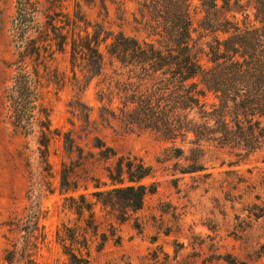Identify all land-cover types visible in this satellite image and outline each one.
I'll list each match as a JSON object with an SVG mask.
<instances>
[{
    "label": "trees",
    "instance_id": "1",
    "mask_svg": "<svg viewBox=\"0 0 264 264\" xmlns=\"http://www.w3.org/2000/svg\"><path fill=\"white\" fill-rule=\"evenodd\" d=\"M64 1L47 0L44 6L36 0H13L11 58L4 61L0 105L12 130L36 136L44 169H49V144L54 136H62L67 157L76 153V159L61 163V192L86 190L88 182H93L89 196L79 193L64 198V207L76 218L72 224L61 222L55 231V242L66 257L63 264H88L92 238L99 234L102 247L116 234L112 223L109 234L99 233L96 208L121 224L134 216L156 185L145 182L152 176L153 166L141 157L118 154L96 136L92 143L96 153L85 155L71 130L61 133L51 128L45 89L50 84L57 89L65 84V75L53 66L56 54L68 53L74 91L68 106L81 122V130L89 131L92 123V108L82 101L83 92L93 78L103 75L98 91L101 122H115L125 131L149 130L172 143L193 136L195 157L180 172L203 169L197 163L200 140L247 152L262 149L264 161V0H246L244 4L221 0V10H253V20L245 15L241 25L235 15L233 21L210 22L208 15L218 7L217 0H198L206 13V26L228 34L215 38L209 68L199 63L190 44L193 0H135L139 23L158 36L156 43L122 31L114 33L103 23L91 21L81 0H74L71 13L64 11ZM37 15L40 21H36ZM106 64L114 66L109 75L104 73ZM115 99L118 104L113 108ZM168 150L174 151L175 157L183 154L174 145ZM89 159L106 164L107 180L76 173ZM44 217L40 206L34 204L2 222L6 233L0 264H44L37 256L46 241ZM228 263L249 264L237 259Z\"/></svg>",
    "mask_w": 264,
    "mask_h": 264
},
{
    "label": "rangeland",
    "instance_id": "2",
    "mask_svg": "<svg viewBox=\"0 0 264 264\" xmlns=\"http://www.w3.org/2000/svg\"><path fill=\"white\" fill-rule=\"evenodd\" d=\"M36 1L48 5L47 0ZM81 3L91 21L103 23L114 33L122 31L156 43L158 36L139 23L135 0H81ZM63 4V10L71 13L74 0H65ZM217 4L208 15L212 23L224 19L233 21L232 15L240 25L245 15L253 20L250 7L226 11L219 8L221 0H217ZM13 12V0H0V94L6 74L4 61L11 58L9 41ZM190 15L192 51L199 63L209 68L213 65L211 46L215 38L222 39L228 34L206 26V13L198 0L192 1ZM40 20L41 16L37 15L36 21ZM53 66L65 75V84L58 89L50 84L45 89L44 101L50 109L51 128L61 133L71 130L85 155L96 153L92 147L96 136L118 154L137 155L153 166V174L145 182L154 183L156 190L145 196L142 207L131 219L118 224L96 208L99 233L109 234L112 223L116 234L109 236L102 247H99V234L92 238L88 264H229L230 259L264 264L262 149L247 152L200 140L197 163L203 169L182 173L179 169L187 167L195 157L192 149L197 145L191 134L172 143L149 130L125 131L115 122L112 125L101 122L98 91L103 86V75L93 78L83 92L82 101L92 108L89 131H83L81 122L71 114L68 106L74 93L68 53H57ZM113 69L114 66L106 64L104 73L109 75ZM208 98L212 100L211 96ZM117 104L118 99H115L111 107ZM37 145L34 134L23 135L12 130L0 105V262L6 233L2 222L37 204L45 215L41 222L46 231V241L38 251V259L44 264H63L66 257L55 242V231L61 222L72 224L76 218L64 207V198L79 193L89 196L94 190L93 182L89 181L86 190L80 187L73 192L60 191L61 163L76 159V153L67 157L62 136H54L50 141L49 169H44ZM172 145L182 149L181 157L172 156L175 152L168 150ZM105 165L103 161L91 163L89 159L76 173L81 176L90 173L104 181L107 180Z\"/></svg>",
    "mask_w": 264,
    "mask_h": 264
}]
</instances>
